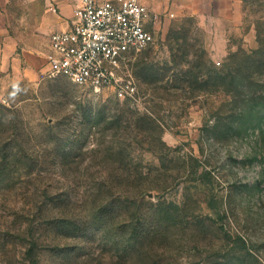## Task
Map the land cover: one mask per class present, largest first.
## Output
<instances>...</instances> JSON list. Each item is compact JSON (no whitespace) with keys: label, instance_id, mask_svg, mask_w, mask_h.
Masks as SVG:
<instances>
[{"label":"rangeland","instance_id":"374dc122","mask_svg":"<svg viewBox=\"0 0 264 264\" xmlns=\"http://www.w3.org/2000/svg\"><path fill=\"white\" fill-rule=\"evenodd\" d=\"M213 19L152 10L134 98L0 75V264H264V0Z\"/></svg>","mask_w":264,"mask_h":264},{"label":"built area","instance_id":"2783aa9c","mask_svg":"<svg viewBox=\"0 0 264 264\" xmlns=\"http://www.w3.org/2000/svg\"><path fill=\"white\" fill-rule=\"evenodd\" d=\"M151 20L145 0H78L69 28L50 36L44 76L134 98L137 84L125 69L134 51L154 41Z\"/></svg>","mask_w":264,"mask_h":264},{"label":"crops","instance_id":"0c3cea01","mask_svg":"<svg viewBox=\"0 0 264 264\" xmlns=\"http://www.w3.org/2000/svg\"><path fill=\"white\" fill-rule=\"evenodd\" d=\"M16 1L19 11L12 16L14 0H0V75L14 81H36L48 70L51 34L69 28L78 0ZM164 1L161 7L156 0H145L156 12L169 5L179 8L180 14L209 15L217 22L230 20L242 5V0Z\"/></svg>","mask_w":264,"mask_h":264},{"label":"trees","instance_id":"16d2710c","mask_svg":"<svg viewBox=\"0 0 264 264\" xmlns=\"http://www.w3.org/2000/svg\"><path fill=\"white\" fill-rule=\"evenodd\" d=\"M3 151H4L3 154L7 155V153H8L7 148L3 149ZM239 238H240V240H241V242L243 243V246H244L243 247L244 249H241V250H245V253L248 254L251 249L248 248L247 244L245 243L246 241H244L243 238H241V237H239Z\"/></svg>","mask_w":264,"mask_h":264}]
</instances>
